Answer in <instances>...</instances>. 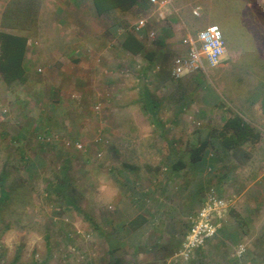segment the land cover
Instances as JSON below:
<instances>
[{
	"label": "crops",
	"instance_id": "0c3cea01",
	"mask_svg": "<svg viewBox=\"0 0 264 264\" xmlns=\"http://www.w3.org/2000/svg\"><path fill=\"white\" fill-rule=\"evenodd\" d=\"M2 1L0 31L28 38L22 96L30 105L21 116L27 129L51 139L40 140L45 154L36 153L29 161L28 176L39 163L44 167L53 159L62 162L58 168L63 173L69 164L81 170L78 155L95 159L90 169L91 177L96 176L92 187L103 196L94 201L92 216L106 221L102 238L109 251H117L122 264H264V97L240 98L226 92L223 105L221 94L211 90L207 78L190 73L179 79L172 76L175 57L189 49L183 39L196 40L198 32L211 24L221 27L225 39L226 23L235 24L249 4L169 0L160 8L140 0L135 8L149 9L141 17H147L143 28H137L139 18L132 29H113V25L108 29L109 15L123 17L125 12L98 15L92 0H41L42 29H3ZM12 2L7 0L4 8ZM99 22H105L103 29ZM152 31L155 37L150 36ZM261 31V37H254L261 41V54L256 63L247 60L245 66L254 67L260 72L256 78L264 81V27ZM129 33L144 45L138 54L122 47ZM227 54L222 68L232 65ZM203 62L207 64L205 60L201 66ZM220 81L237 79L224 74ZM17 107L20 112L22 106ZM236 114L262 130L260 141L245 143L240 153L222 148L221 155L213 154L208 146L217 137L205 128L196 131L193 122L217 116L222 129ZM97 131H103L106 142L97 141ZM13 139L20 147V159L28 158L24 154L29 145H38L25 140L20 131ZM218 140L222 144V138ZM200 141L197 148H205L197 157L193 147ZM47 142L60 146L55 157L46 152ZM99 152L101 158L96 157ZM216 169L217 178L211 179L215 175L210 172ZM63 179L67 185L69 181ZM69 179L71 190L86 192L80 187L81 176ZM210 190L229 201V214L218 234L184 261L179 251L189 216Z\"/></svg>",
	"mask_w": 264,
	"mask_h": 264
},
{
	"label": "rangeland",
	"instance_id": "374dc122",
	"mask_svg": "<svg viewBox=\"0 0 264 264\" xmlns=\"http://www.w3.org/2000/svg\"><path fill=\"white\" fill-rule=\"evenodd\" d=\"M6 1L1 2V12L3 16H10V19H7L11 25L9 29H42L41 19L38 16L41 0H13L7 10L4 8ZM243 3L249 4L245 12L239 15L235 24L226 23L225 25V44L228 52L226 61H230L232 65L222 68L220 63L218 66L212 67L203 62V66L190 74L207 78L211 90L214 89L224 97L226 92L228 95L240 98L241 96L245 98L248 96L264 97V81H259L256 78L260 72L254 67L245 66L247 60H249L248 63H251L261 54V41L256 42L255 38L261 37V29L264 27V0H244ZM146 10L147 8H144L143 11L134 8L124 13L123 17L109 15L108 29L111 25H113V29H132L139 18L149 14V9ZM208 18L206 17L202 22L203 26L208 23ZM98 24L99 29H103L105 26V22ZM156 24L158 23L156 22ZM65 28L72 29L70 25H66ZM65 28L63 27V29ZM230 56L233 57V62ZM224 74L230 75L232 78L234 76L237 81L234 83L220 81ZM235 86H238V89ZM223 96L220 103L226 105V99ZM26 100L27 98L22 96V85H16L9 89L0 80V175L4 169L8 171L6 186L11 194L0 209V264H116L117 260L123 262V259L117 256V251L113 253L107 249V243L102 238L106 233V221L92 216L94 201L97 197L103 196L102 194L97 195L92 187L96 176L91 177L90 169L94 168L95 159L84 157L83 154L78 155L77 163L81 170H76L74 165L69 164L65 173L61 172L63 168H58L62 162L53 159L46 162L44 167L39 163L36 171L28 176L26 167L29 161L34 159L36 153L41 156L45 154V148H40L41 137H44L40 134L42 132H33L31 127L28 126L30 130L25 126L22 117L25 113L22 110L28 109V105H30L29 100L27 103ZM236 100L239 99L236 98ZM230 102H232V98ZM19 105L22 106L20 112L17 107ZM230 105L233 106L234 103ZM219 122L217 116L206 117L203 123L193 122L196 131L201 132L205 128L209 130L212 137H217L214 144L208 146L215 155L216 153L221 155L223 148L218 140L222 130L218 126ZM19 131L25 135V140L30 143L35 140L38 144L37 146H32V144L28 146L26 154H24L28 157L26 163H20V158H17V154L19 155L21 152L13 137ZM51 134L53 135L55 132ZM91 139L93 138L91 137ZM96 139L106 142L103 131H97ZM47 143H44L48 147L46 152L51 155L54 153L50 157H55L60 146L55 142ZM199 143L201 141L196 143V146L194 145V151ZM109 145L107 143L105 147L107 148ZM240 151H242L241 148L238 149V153ZM101 153L103 155V152ZM101 153H97L96 157L101 158L102 156L99 157ZM204 171L208 173L207 168ZM216 172L217 169L210 172L212 176L215 175L211 179L217 178ZM72 174L73 177L81 176V183L84 185L80 187L84 188L86 192L79 193L76 189H70L73 181L71 182L69 178H73ZM64 176L70 185L60 188V192H58L59 188L57 187L60 183L63 184ZM108 211L109 209L106 210V213ZM103 213L105 215V211ZM95 218L96 220H94Z\"/></svg>",
	"mask_w": 264,
	"mask_h": 264
},
{
	"label": "built area",
	"instance_id": "2783aa9c",
	"mask_svg": "<svg viewBox=\"0 0 264 264\" xmlns=\"http://www.w3.org/2000/svg\"><path fill=\"white\" fill-rule=\"evenodd\" d=\"M150 1L153 6L160 8L169 4V0ZM146 23L147 17L141 18L137 23V28H143ZM155 35L154 31L150 33L151 37H155ZM183 43L188 44L189 49L186 55L176 56L173 61L172 76L175 79L197 70L203 60H206L212 67L218 66L227 53L223 31L216 24H211L200 30L196 40L187 37L183 39ZM41 138L46 141L51 140L48 137ZM78 147L81 148L82 146L78 145ZM229 206V201L214 190L207 192L200 208L189 216L188 232L179 252V256L184 261H189L199 248L218 234L229 214ZM243 250L241 248V252Z\"/></svg>",
	"mask_w": 264,
	"mask_h": 264
},
{
	"label": "trees",
	"instance_id": "16d2710c",
	"mask_svg": "<svg viewBox=\"0 0 264 264\" xmlns=\"http://www.w3.org/2000/svg\"><path fill=\"white\" fill-rule=\"evenodd\" d=\"M93 5L98 15L107 14L115 10L122 12H129L133 10L140 0H92ZM11 9V8H10ZM7 19L10 16L4 15L2 28H11ZM28 45V38L24 35L11 33L6 30L0 31V80L3 81L5 86L12 89L16 85H23L27 82V71L24 66L25 54ZM122 47L132 54H138L144 49L143 43H141L133 33H129L126 39L122 43ZM222 146L227 150H235L241 148L245 143H255L260 141L261 132L257 131L249 121H247L240 114L229 118L221 132ZM205 145L197 148L196 155L200 156ZM26 158L20 159L21 162H25ZM8 171L4 169L0 175V209L5 205L6 201L10 198L11 194L6 186L8 180ZM63 184L60 183L57 191L60 192V188H66L64 180ZM55 189V190H56ZM116 264H121L120 260H117Z\"/></svg>",
	"mask_w": 264,
	"mask_h": 264
}]
</instances>
